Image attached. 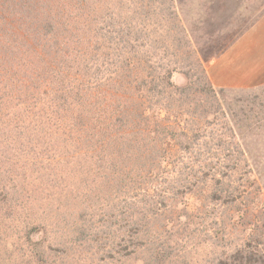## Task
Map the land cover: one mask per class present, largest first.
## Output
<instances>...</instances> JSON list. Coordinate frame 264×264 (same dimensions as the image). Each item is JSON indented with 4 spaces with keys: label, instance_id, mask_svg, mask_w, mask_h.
<instances>
[{
    "label": "rangeland",
    "instance_id": "1",
    "mask_svg": "<svg viewBox=\"0 0 264 264\" xmlns=\"http://www.w3.org/2000/svg\"><path fill=\"white\" fill-rule=\"evenodd\" d=\"M263 18L264 0H0V264H37L32 243L49 264L264 259V84L217 83Z\"/></svg>",
    "mask_w": 264,
    "mask_h": 264
},
{
    "label": "crops",
    "instance_id": "2",
    "mask_svg": "<svg viewBox=\"0 0 264 264\" xmlns=\"http://www.w3.org/2000/svg\"><path fill=\"white\" fill-rule=\"evenodd\" d=\"M259 23H264V18ZM261 33L258 40L245 37L224 52L218 85L244 90L264 84V29Z\"/></svg>",
    "mask_w": 264,
    "mask_h": 264
},
{
    "label": "trees",
    "instance_id": "3",
    "mask_svg": "<svg viewBox=\"0 0 264 264\" xmlns=\"http://www.w3.org/2000/svg\"><path fill=\"white\" fill-rule=\"evenodd\" d=\"M124 36H128L127 34H123ZM122 35V36H123ZM124 61V60H123ZM122 61V62H123ZM200 71H203V69H200ZM166 73V75L167 76H169V72H165ZM150 77H151V79L153 80V78H155V76H153V75H149ZM205 80V79H204ZM169 85H171V84H169ZM240 122H242V120L240 119L239 120ZM123 122H126L125 121V119L123 120ZM125 131L126 130H124V131H122V133L121 134H124L125 133ZM163 138V137H162ZM87 153V152H86ZM91 156H92V158H100L101 160H103L104 158L103 157H106V154L105 155H103V154H101L100 152H95V154L94 153H92L91 154ZM163 160H165V159H163ZM147 192H149V190H146ZM211 195L208 197V200H209V198H211L212 196H213V194H212V192L210 193ZM121 208V206H120V204L119 205H117L116 207H114V209H116V210H119ZM122 209V208H121ZM124 210V209H123ZM122 211H120V213H121ZM91 215H92V213H91ZM103 216H106V214H104L103 213ZM103 216H99V217H97V218H99L98 219V221H102L103 220V218H105V217H103ZM124 219V218H123ZM79 224H82V226H86L87 224H91V221L90 222H88V221H86V222H83V223H79ZM138 223H136V222H133V221H131V225H137ZM130 225V224H129ZM131 227V226H130ZM77 228V227H76ZM78 228H80L79 229V234L81 235V236H83V237H80V238H77V244L78 243H81L82 241H84L85 240V238L84 237H86L87 236V232H86V230L84 229V228H82V227H78ZM150 235L152 236V234H151V232H150V230L149 229H147V231H144L143 233H142V236H140L139 238H140V240H144V239H147V238H149L150 237ZM7 237H8V235H6V234H2L1 233V229H0V246H2V242H3V245L5 244V239H7ZM10 237V236H9ZM109 240V239H108ZM108 240H106V242L108 241ZM26 241L29 243L31 240H29V239H26ZM17 244V243H16ZM16 244H11V246H12V250L11 249H9V252H10V254H17V255H21V253H20V250L22 249V244L20 243H18V245H16ZM109 244L111 245V247H110V249L109 250H107L105 253H104V256L105 257H107V258H115L117 255H122V253H120V251L122 250V247H123V245L121 246V245H119V244H117L116 242H115V238L113 237L111 240H110V242H109ZM32 245L35 247L34 248V250H32V249H28V248H26V251H27V253H28V255H36L37 256V260H36V262H37V264H44V263H46V264H49V262H48V256H49V253H48V250H50L51 248L48 246V247H46L45 249L47 250H43V249H39V248H37L36 247V245L34 244V243H32ZM156 245H160L157 241H156ZM68 247V246H67ZM3 249H5V251H7V249L8 248H5L4 246L2 247ZM165 249H167V247H162L161 248V250H162V252H163V250H165ZM160 250V251H161ZM256 257V256H255ZM167 257H165L163 254L161 255V257H160V259H158L157 260V262H156V264H165V262H164V260L166 259ZM257 258V262H258V264H264V259L262 260L261 258H259V257H256ZM256 258H254L253 260H252V258L251 257H248L247 258V264H255L254 263V260L256 259ZM251 260V261H250ZM250 261V262H249ZM143 264H150V263H148L147 261H144L143 262Z\"/></svg>",
    "mask_w": 264,
    "mask_h": 264
}]
</instances>
